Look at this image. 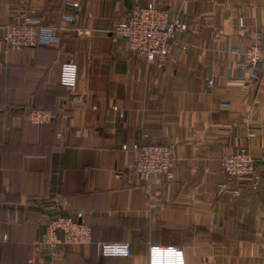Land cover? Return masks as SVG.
<instances>
[{
  "label": "crops",
  "instance_id": "crops-1",
  "mask_svg": "<svg viewBox=\"0 0 264 264\" xmlns=\"http://www.w3.org/2000/svg\"><path fill=\"white\" fill-rule=\"evenodd\" d=\"M66 1L0 0V264H148L152 245L182 248L187 264H264V61L250 70L242 57L264 33V0ZM151 2L188 26L161 68L112 32ZM22 10L60 42L9 46L5 29ZM71 60L79 106L60 85ZM38 108L57 117L34 125ZM137 140L174 147V180L134 173L123 147ZM242 147L257 190L222 171ZM57 215L89 225L92 244L43 247ZM100 243H129L132 254L103 258Z\"/></svg>",
  "mask_w": 264,
  "mask_h": 264
},
{
  "label": "built area",
  "instance_id": "built-area-1",
  "mask_svg": "<svg viewBox=\"0 0 264 264\" xmlns=\"http://www.w3.org/2000/svg\"><path fill=\"white\" fill-rule=\"evenodd\" d=\"M81 0L66 1L68 6L78 8ZM22 22L5 29V42L15 48H36L54 46L60 42L58 29L42 25V20L34 11L22 10ZM188 30V26L178 18H171L168 9L161 8L155 2L135 8L128 18L113 25L112 32L125 40L129 50L145 56L152 64L163 67L169 59L170 45L177 42V36ZM182 50L185 46L180 47ZM245 66L255 70L264 61V33L258 32L252 45L242 55ZM78 65L71 60L61 67L60 85L68 90L71 103L79 106L83 102L78 89ZM213 82H209L212 87ZM57 114L45 109H33L28 120L34 125L51 124ZM149 136L144 135L143 139ZM63 140L64 135L59 133ZM124 151L130 155V168L139 176H159L167 181L174 180L176 154L174 147L159 142L144 144L139 140L124 145ZM256 160L247 148H239L225 155L221 160L223 173L232 180L250 178L251 188L257 190L260 178L256 175ZM239 190L234 191L239 196ZM7 240V237H5ZM92 244V229L83 221L74 217L57 215L47 224L41 245L55 252L60 248L85 246ZM99 256L103 258H127L132 254L129 243H100L97 246ZM33 262V261H32ZM148 264H187L182 248L175 246L152 245L149 248Z\"/></svg>",
  "mask_w": 264,
  "mask_h": 264
}]
</instances>
